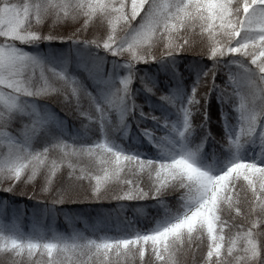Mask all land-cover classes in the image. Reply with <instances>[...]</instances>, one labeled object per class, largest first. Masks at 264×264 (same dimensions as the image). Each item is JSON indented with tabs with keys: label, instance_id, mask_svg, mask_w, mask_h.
I'll use <instances>...</instances> for the list:
<instances>
[{
	"label": "snow or ice",
	"instance_id": "1",
	"mask_svg": "<svg viewBox=\"0 0 264 264\" xmlns=\"http://www.w3.org/2000/svg\"><path fill=\"white\" fill-rule=\"evenodd\" d=\"M18 190L46 202L25 231L0 200L8 264H264V0H0V191ZM148 199L129 205L156 209L146 224L109 214L90 235L37 216Z\"/></svg>",
	"mask_w": 264,
	"mask_h": 264
},
{
	"label": "trees",
	"instance_id": "2",
	"mask_svg": "<svg viewBox=\"0 0 264 264\" xmlns=\"http://www.w3.org/2000/svg\"><path fill=\"white\" fill-rule=\"evenodd\" d=\"M47 29H45L46 31ZM19 44V43H18ZM53 48H60L62 46L61 42L59 41H53L51 42ZM25 48H30L29 45H20ZM47 42H42L41 47H46ZM191 55V54H188ZM109 59H111V56L109 55ZM206 60V58H205ZM184 63L182 62L180 64V71L185 75V77L191 79L192 75L189 74L188 70L184 68ZM138 68H147L150 72H155V68L151 65L146 64H138ZM225 73H219L217 77V83L221 82V77H224ZM158 79L161 81L165 78V75L163 72L157 73ZM134 86H139V81L133 80ZM143 94H141L142 96ZM38 102L40 103H47L49 104L54 111H56L61 117L65 118L67 121V125L69 130L73 129H79L81 131H84V129L81 127V120L82 117H79L77 113L74 111V106H68L66 104H62L60 101L62 100V97L57 98L55 94H52L50 96H43L40 98H37ZM138 103H141L144 107L145 111H148V106L146 103H144L143 99L138 98ZM210 104L212 105V116H213V125L212 131L213 134L219 139L221 136H223V127L218 122L219 121V107L216 104L215 96H213L210 99ZM88 105V104H87ZM85 108V107H83ZM88 108V106H87ZM158 114V113H157ZM112 118L115 120V113H112ZM152 122L149 120L147 124H142L141 127H151ZM138 129L136 128V124L133 121L131 126V132L135 133ZM97 129H89L88 135L89 136H96L98 135ZM148 147H151L148 145ZM209 149L211 148V145L208 146ZM146 150V149H145ZM27 190L31 191V185L27 186ZM38 190V187H37ZM174 195L172 193H169L165 196L166 200H170L171 196ZM7 198L9 200L10 205H19L21 207L22 215L19 219V224L22 229L25 231L28 230V228L31 226L32 220H33V214L32 209L36 208L39 209L42 207V204L46 201L43 200H36L31 199L27 195L21 194V192L18 190L16 193H4L3 191H0V200ZM151 200H141V201H114V200H103V201H88V200H76L75 202H65L63 204H58L55 207L58 210L63 211H57V213L49 216H43L39 212H37V216H39L40 219H43L42 221L43 225H51L54 227L57 231L63 232V233H70L73 230H80L85 232L86 235H90V227L91 225L97 224L98 221L103 218L107 217L109 214H111L112 217V225L115 224L117 215H119L120 220H126L130 219L133 221V223H137V221H142L143 223H147L146 217L152 216L156 209L152 207H144L143 208V214L140 212H137L134 207H130L129 205L133 206H140V205H146L150 204ZM123 204V209L119 208L118 205ZM66 214L71 216V221L69 219H66ZM54 218L55 221L49 223L48 220L50 218ZM139 226V225H138ZM147 260V256L145 257ZM0 264H8V259L4 254H0ZM189 264H190V258H189Z\"/></svg>",
	"mask_w": 264,
	"mask_h": 264
},
{
	"label": "rangeland",
	"instance_id": "3",
	"mask_svg": "<svg viewBox=\"0 0 264 264\" xmlns=\"http://www.w3.org/2000/svg\"><path fill=\"white\" fill-rule=\"evenodd\" d=\"M17 43H19V42H17ZM42 97H43V96H42ZM38 98H40V97H38ZM87 104H88L87 98L82 99V101H81V105H82V107L87 108V106H88ZM40 221H41V223H43L42 221H44V220H43V219H40ZM53 221H55V219L52 218V217L48 220L49 223H51V222H53Z\"/></svg>",
	"mask_w": 264,
	"mask_h": 264
}]
</instances>
